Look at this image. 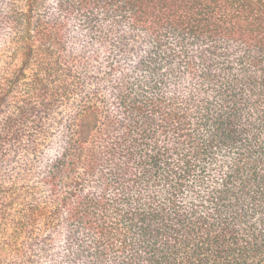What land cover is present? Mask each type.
<instances>
[{"label":"trees","instance_id":"obj_1","mask_svg":"<svg viewBox=\"0 0 264 264\" xmlns=\"http://www.w3.org/2000/svg\"><path fill=\"white\" fill-rule=\"evenodd\" d=\"M0 264H264V0H0Z\"/></svg>","mask_w":264,"mask_h":264}]
</instances>
